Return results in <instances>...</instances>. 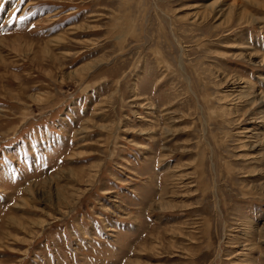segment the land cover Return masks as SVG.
I'll return each instance as SVG.
<instances>
[{
    "label": "rangeland",
    "instance_id": "374dc122",
    "mask_svg": "<svg viewBox=\"0 0 264 264\" xmlns=\"http://www.w3.org/2000/svg\"><path fill=\"white\" fill-rule=\"evenodd\" d=\"M0 264H264V0H0Z\"/></svg>",
    "mask_w": 264,
    "mask_h": 264
}]
</instances>
